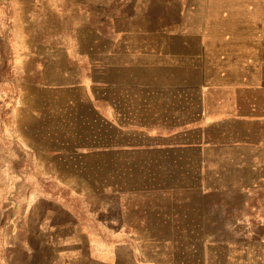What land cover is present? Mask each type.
<instances>
[{
  "label": "crops",
  "instance_id": "crops-1",
  "mask_svg": "<svg viewBox=\"0 0 264 264\" xmlns=\"http://www.w3.org/2000/svg\"><path fill=\"white\" fill-rule=\"evenodd\" d=\"M48 2L89 22L11 0L0 24V142L25 162L0 264H144L143 239L195 236L264 264V0Z\"/></svg>",
  "mask_w": 264,
  "mask_h": 264
},
{
  "label": "rangeland",
  "instance_id": "rangeland-1",
  "mask_svg": "<svg viewBox=\"0 0 264 264\" xmlns=\"http://www.w3.org/2000/svg\"><path fill=\"white\" fill-rule=\"evenodd\" d=\"M39 11L34 14L29 13L27 18V2L28 0H12L17 10L15 13V19L20 22H35V24H69L71 23L83 22L82 24L89 22V16L86 14H78L75 12L68 11V21L65 19V22L62 21L61 15L58 11H61V7H57V3L53 6L48 2V0H38ZM260 1V0H259ZM33 3V0L31 4ZM11 0H0V24H6L12 19V14L10 12ZM257 16H264V7H261ZM259 17V18H260ZM94 24V23H93ZM259 24H264L262 20ZM59 29H52V32L58 33ZM0 50L5 52V45L0 46ZM5 79V78H3ZM5 83V81H4ZM0 147L6 149L3 152L8 157L1 158L3 160L5 172H0V184L3 182V187L0 188V216L1 219L5 214H9L10 204L9 198L11 196V182L16 180L15 173L12 169H16L25 162L21 158H17L14 155L11 149V145L5 142V145L2 146L0 142ZM12 152V153H11ZM13 159V160H12ZM142 240V239H141ZM235 240H241V238L230 237V236H195V237H157V238H145L143 248L144 253L140 254L138 257V262L144 264H226L223 257V248L225 245L233 244ZM139 254V253H138ZM234 254V253H232ZM52 257L48 253H38L34 257H31L30 260L23 258L21 253L16 255L18 264H48L43 260V257ZM51 259V258H50ZM15 263V262H14ZM228 264V263H227Z\"/></svg>",
  "mask_w": 264,
  "mask_h": 264
}]
</instances>
